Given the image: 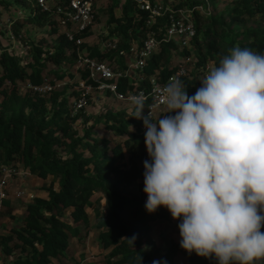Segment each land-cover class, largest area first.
Masks as SVG:
<instances>
[{
    "label": "trees",
    "instance_id": "trees-1",
    "mask_svg": "<svg viewBox=\"0 0 264 264\" xmlns=\"http://www.w3.org/2000/svg\"><path fill=\"white\" fill-rule=\"evenodd\" d=\"M163 1L175 7L202 3L200 0ZM67 2L52 1L62 5ZM94 2L97 16V0ZM214 4L215 0L213 8ZM0 6L24 11L21 17L8 15L4 26L5 16L0 13V38L10 36L11 31L15 39H20L26 25L49 28L47 34H40L35 40L22 39L25 54L10 49V44L4 45L0 39V163L19 165L42 179L52 178V183L43 189L46 196L35 194L26 203L21 223L0 232L1 264H55V260L66 258L72 237L81 232L77 224L82 223L87 229L90 226L89 210L97 220L105 264H141V259L143 264H153L159 251L150 235L152 224L157 220L176 219L164 207L155 213L147 212L144 207L147 200L143 191L144 161L150 158L144 142L143 121L132 117V107H106V113H101L98 119L91 117L88 111L91 101L96 100L98 93L115 98L109 92L89 93L83 108L74 113L73 103L81 91L70 87L69 80L61 89L36 94L32 86L47 79V70L54 72L56 79L65 80V65L74 62L77 45L66 36L55 15L42 11L35 0H0ZM107 12L108 35L103 38L117 37L118 50H100L98 43L93 42L92 29L75 33V37L83 38L79 49L86 56L116 61V69H121L124 57L120 49L130 46L132 39L141 41L147 28L143 26L147 14L133 0H113ZM252 19L257 20L258 28L230 29L234 25L247 26ZM195 23L192 44L198 66H205L209 61L218 63L235 45L264 53V0H236L225 13L214 12L209 18L197 12ZM174 48L172 42L162 44L160 51L148 60L144 72L147 78L156 76L165 80L173 72ZM86 75L82 71L74 84H79ZM147 78L137 81L135 86L129 85L128 79H120L117 90L126 93L136 86H147ZM196 79L194 76L186 80L187 92L196 90L195 82L199 81ZM82 117H86L84 122ZM101 130L122 140L114 142ZM125 237H135L134 245L122 240ZM180 240L171 242L162 255V264L165 261L177 264L179 255L188 264H216L214 257L189 254L181 248Z\"/></svg>",
    "mask_w": 264,
    "mask_h": 264
},
{
    "label": "clouds",
    "instance_id": "clouds-1",
    "mask_svg": "<svg viewBox=\"0 0 264 264\" xmlns=\"http://www.w3.org/2000/svg\"><path fill=\"white\" fill-rule=\"evenodd\" d=\"M199 80L191 96L176 78L159 90L162 103L148 104L143 93L128 98L132 117L146 129L144 207L149 213L164 207L179 221L180 246L189 254L214 257L216 264H259L264 53L235 45ZM122 240L134 245L135 237Z\"/></svg>",
    "mask_w": 264,
    "mask_h": 264
},
{
    "label": "built area",
    "instance_id": "built-area-1",
    "mask_svg": "<svg viewBox=\"0 0 264 264\" xmlns=\"http://www.w3.org/2000/svg\"><path fill=\"white\" fill-rule=\"evenodd\" d=\"M35 1L42 11H48L55 15L58 25L66 36L76 43L78 51L71 65H74L76 69L77 79L82 71L87 73L86 77L77 84L76 89H79L81 93L73 103L74 113L83 108L87 96L91 92H109L124 102H129L128 98L131 95L143 93L148 104L162 103L159 90H162L171 80L179 78L186 84V80H191L195 74L197 76V73H199V77H203L210 65L207 63L205 66H198L192 40L196 34V13H200L205 18L214 15L213 0H200L202 1L200 4L185 7H175L163 0H133L136 7L147 14L143 25L147 28L141 41L132 39L130 46L120 49V53L124 57V67L121 69H116L118 67L116 61L92 58L86 56L79 49L83 38L75 37V33L82 34L93 30L97 20L94 0H68L66 5L53 4V0ZM156 24H158L157 28L154 27ZM8 28L10 30V25ZM9 34L15 39L11 31ZM104 34L107 36L108 32L105 30ZM100 39L101 37L97 39L100 50H118L119 40L117 37ZM164 42H172L176 46L172 50L173 72L165 80L156 76L147 78L144 72L148 66V60L160 51ZM146 78L147 86L141 88L136 86L126 93H119L117 90L120 79H128L129 85L135 86L137 81H144ZM67 83V80L45 79L42 84L32 86V89L36 94L44 95L61 89ZM194 93L191 91L188 92V95L191 96ZM148 113L149 109L146 107L144 115H148ZM144 130L146 129L144 128ZM26 173L31 174L28 171ZM17 174L18 170L15 167L0 163V208L8 197L7 187L10 181ZM16 194L28 201H32L35 197L33 193L25 189L17 190Z\"/></svg>",
    "mask_w": 264,
    "mask_h": 264
},
{
    "label": "rangeland",
    "instance_id": "rangeland-1",
    "mask_svg": "<svg viewBox=\"0 0 264 264\" xmlns=\"http://www.w3.org/2000/svg\"><path fill=\"white\" fill-rule=\"evenodd\" d=\"M51 1V0H50ZM113 0H97V22H96V30H97V33H99V37H101V39L103 37H105V30H106V26L108 25V12H107V9L108 7H110L111 3H112ZM174 1H177V0H174ZM236 3V0H215V4H214V11L217 15H220L222 13H225L227 9H229L230 7H232L233 5H235ZM19 9H16L15 7H11V8H3L0 6V13L2 16H5L2 20V23H3V26L6 25V20H7V17L8 15H12L14 17H17V16H23L24 14V11L22 13H20V11H18ZM5 22V23H4ZM204 25V24H203ZM208 23L205 22V26H207ZM204 26V27H205ZM260 25L259 23H257V20L256 19H252L249 24L247 26H238V25H234V26H231L230 29L231 30H234V31H240V29H248L249 27L251 28H258ZM111 27H114L111 26ZM49 31V28L48 26H44V27H36V26H31V25H26L25 28H24V31H23V35L21 36L22 38L18 39H13L12 37L10 36H7V37H1L0 39L2 40V42L4 43V45L6 44H10V49H13L17 52H20V53H23L25 54V49L26 47L23 45V42H22V39H32V40H35L39 37L40 34H47V32ZM233 34H236L235 32H232ZM10 35V34H9ZM48 39H51V37L49 36ZM100 39V40H101ZM105 39H108V38H105ZM176 40L178 41V37L176 38ZM210 63H213V61H209ZM65 69H67V75L65 76V80H69V86L70 87H75L77 88V84H74L75 82V79H77L78 75L76 73V69L74 68V65H65ZM59 70V73L62 72V68L58 69ZM196 76V74H195ZM197 79L196 80H199L201 79L202 77H199V73H197ZM46 78L49 79V80H54L56 79V76H55V73L50 71V70H47L46 72ZM195 85L197 86L196 90L201 87V82L200 80L198 82H195ZM196 90H194V92H196ZM116 98V97H115ZM115 98H111L109 96H105L103 94H100L98 93L97 94V98L95 101H91V104H89V107H88V111H90V116L91 117H95V119L99 118L100 114H105L106 113V107H108L107 109L109 108H117V109H126V108H131V105L129 104V102H124V101H120L119 99H115ZM102 111V112H101ZM169 115H174V113H170ZM89 116V115H87ZM83 118V122L84 120L86 119V117H82ZM99 130L101 128H98ZM102 131V130H101ZM84 131H81V133H83ZM102 134H105L106 137L110 138V139H113L114 142H118L119 140H122V137H113L111 133H108V132H104L102 131L101 132ZM126 165V162L125 164ZM17 170H18V174L15 175L8 187H7V191L9 192V194H11V191L9 190L10 188V185L11 186H14L16 188V190H22L24 189L25 187H23L22 185H20V182H19V178H23L24 176L22 175V172H24V169L19 166V165H16L15 167ZM38 176L36 175H33V176H29L27 178H31V179H37L39 182H42V178H37ZM50 181L49 183H52V180L51 178H49ZM37 188L34 189L33 188V191L27 189V191L33 193L35 195L36 194H39V193H42L43 192V189L44 187L41 186V185H37L36 186ZM26 190V188H25ZM8 194V196H9ZM45 193H43L44 195ZM13 197V196H12ZM12 197H9V200H8V197L7 201L10 202V206L11 207V204L15 205V208L14 210L16 209V207L18 208H21V211H23V204L24 202H26L25 200H23L22 204L21 201L19 199H15V198H12ZM9 205V204H8ZM25 205V204H24ZM90 212V215L92 217V222L90 223V228L87 230V232L84 234L85 236L84 237H88V240H89V250L88 251H91V248L93 247L94 250L89 252V253H92V255H94L95 257L97 256V230H96V225H97V220L94 219L93 217V213L91 210H89ZM12 213V212H11ZM4 214H7L6 212H4ZM14 217L16 216V214L14 213L13 215ZM8 217V216H7ZM12 219V218H11ZM4 220V219H3ZM3 220L0 221L1 224H3ZM7 220V218L5 219ZM174 221V220H173ZM172 221V222H173ZM12 222V221H11ZM2 226V225H1ZM92 227V228H91ZM87 229V228H86ZM93 230V231H92ZM160 233H156V236L158 237V239L160 238L159 236H163L162 238L165 239V240H168L169 238L171 239V241H173V238H175V236H173V231H171V233H168L167 231H163V230H160L158 231ZM165 232V233H164ZM176 233V232H175ZM153 238V237H152ZM155 239V238H154ZM75 240L72 241V245H71V248L69 249V253H68V256L66 257L68 260H71L72 259L70 258V254L76 249V243L74 242ZM155 241V240H154ZM83 243V242H82ZM156 243V242H155ZM88 246V245H87ZM86 247V246H85ZM84 247V248H85ZM78 248H81V246H78ZM96 248V249H95ZM155 248L158 249V246L155 244ZM159 253L157 254V259L156 261H159L160 264H162V254H160V252H163L160 248L158 249ZM182 259H186L185 257H180ZM179 258V259H180ZM2 253L0 252V264L2 262ZM181 259V260H182ZM82 260V259H81ZM56 261H60L61 264L63 262H65V259H58ZM73 264H75L74 261H72ZM81 262L79 261L78 263L76 264H80ZM180 264H183V262H181Z\"/></svg>",
    "mask_w": 264,
    "mask_h": 264
},
{
    "label": "crops",
    "instance_id": "crops-1",
    "mask_svg": "<svg viewBox=\"0 0 264 264\" xmlns=\"http://www.w3.org/2000/svg\"><path fill=\"white\" fill-rule=\"evenodd\" d=\"M98 37H99V33H97L96 27L94 26L93 27V34H92V39L94 40L93 42H97ZM22 175L24 177L23 178H19L20 179L19 182H20V185H22L23 187L26 188V190L29 189L30 191L31 190L33 191V188L36 189L37 185H41V186H43L45 188L46 186H48L50 184L49 183L50 179H42V182H39L37 179L27 178L29 176L30 177L33 176V174H27L26 171L22 172ZM37 178L39 179V177H37ZM9 190L11 191V194H9V192H8V194H9L8 200H9V197L13 196L12 198L19 199L21 201L20 204H22L23 200L26 201V202H24L25 205H26V203L29 202L28 199L26 200L24 198H20V197L17 196V194H16L17 190H16V188L14 186L10 185ZM43 193H45V194L43 195ZM36 195H38V196H46V192L43 190L42 193H39V194H36ZM5 201H7V200H5ZM5 201H4L3 205H2V207L0 208V221H2L4 219L3 220V224L0 223V232H4L7 229H9L11 227H14V226H18L21 223L22 219H23L24 211H25V208H26V206L23 204V211H21V208H18V207H16V209L14 210V208H15L14 203H13V205L11 204V207H9L10 206V202L7 201L8 204H9L8 205V204H5ZM4 212H6L7 214H4ZM14 213L16 214L15 217L13 216ZM6 218H7V220H5ZM172 221L157 220L151 226L150 235H151V237H153L152 239L155 240V242H156L155 244L158 246V249L160 248L163 251V252H160V254H162V255L166 251V249L170 246L172 241H171L170 238L168 240L163 239L162 235L159 236L160 238L158 239V237L156 236V233L157 234L160 233L158 231L163 230V231H167L168 233H171V231H173L172 232L173 236H175V238H173V241L178 242L180 240V234H179V231H178V223H179V221L178 220H175L173 222ZM91 222H92V218L90 219V223ZM77 225H78V228L81 230V232L79 233L78 236L72 237V239H71V245H72V241L73 240H75L74 242L76 243L75 244L76 245V249L69 255L70 258L72 259V261H74L75 264L78 263L79 261L81 262L80 264H105V257H104V254H103V247L101 246V244H100V242L98 240V230L96 229L97 230V256L95 257L94 255H92V253H89V252L94 250L93 247L91 248V251H88L89 250L88 237H84L85 236L84 234L87 232V230L90 228V226H89L88 229H86L85 226L82 223H79ZM71 245H70V248H71ZM78 246H81V248H78ZM180 257H183V256L179 255L177 257V264H180L181 262H183V264H188L187 259H182ZM60 259H65V262H63L62 264H73L72 261L68 260L67 258H60ZM54 263L55 264H61L60 261L58 262L56 260L54 261Z\"/></svg>",
    "mask_w": 264,
    "mask_h": 264
}]
</instances>
